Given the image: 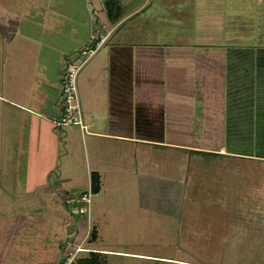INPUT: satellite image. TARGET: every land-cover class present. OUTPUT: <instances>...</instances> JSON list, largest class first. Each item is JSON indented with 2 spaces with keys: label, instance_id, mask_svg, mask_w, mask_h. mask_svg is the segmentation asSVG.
I'll return each instance as SVG.
<instances>
[{
  "label": "rangeland",
  "instance_id": "374dc122",
  "mask_svg": "<svg viewBox=\"0 0 264 264\" xmlns=\"http://www.w3.org/2000/svg\"><path fill=\"white\" fill-rule=\"evenodd\" d=\"M132 2L130 9L144 0ZM146 2L148 9L122 31L177 52L194 49L195 60L220 68L204 79L212 87L224 81L223 133L191 132L200 129L191 121L202 118L197 98L188 126L182 119L176 127L190 133L170 134L163 116L156 132L135 129V143L95 137L109 128L110 110L119 113L101 90L122 72L116 65L103 69L105 47L77 75L82 129L63 125L60 75L70 56L92 41L101 0H0L1 254L10 238L5 222L12 219L30 237L28 245L16 242L18 251L63 241L64 254L84 258L93 249L103 264H264V0ZM194 66L191 97H202L210 91ZM123 79L119 90L132 89ZM90 170L99 172L102 185L87 204L81 197L89 193ZM31 255L38 258L36 250ZM27 257L2 259L34 261Z\"/></svg>",
  "mask_w": 264,
  "mask_h": 264
},
{
  "label": "crops",
  "instance_id": "0c3cea01",
  "mask_svg": "<svg viewBox=\"0 0 264 264\" xmlns=\"http://www.w3.org/2000/svg\"><path fill=\"white\" fill-rule=\"evenodd\" d=\"M132 1L133 0L129 3L130 5H132ZM146 1L147 0H144L143 4L138 2L134 5L133 9L128 8L129 4L127 5V2H124V0H101L100 6L96 7L97 17L92 19L95 32L92 35V41H88L87 43L94 46L100 39L107 37L102 47L106 48L108 61L104 64L103 69L107 72L109 70V65H116L117 68L112 69L116 71L121 70L122 72L118 73L115 79L111 80L113 77L111 76L109 77L111 81L101 83V90L110 96L107 100L110 102L109 109L115 106L113 109L119 110V113L116 115L110 110V114L108 113L106 120L109 126V128L106 129L107 131L104 133H93V135L97 138H104L107 140L135 143V141L140 140L134 138V134L136 133L135 129H139L142 125L144 131L156 132L157 130L152 127L156 126V124L159 126L164 125V120H161L163 116L167 117V121L165 122L169 128L170 134L172 131L190 133L187 129L185 132L178 131L176 127L182 124V119H186V123L185 121H183V123L188 126L189 122L186 116H194L190 113L193 112V108L197 106L193 105L194 101L197 102V98L199 101V114H201L202 118H200V121L196 119L191 121V127L200 128L191 132L206 134L223 133L222 130H220V102H226L223 96L224 89H222V87H224V81L222 77H220L222 82H215V86L212 87L211 80H209V78L204 79L206 76H209L208 74L213 73L215 70H220V68L215 67L214 63L211 64L209 62L210 60L206 63H204L205 61L202 62L203 57H196V61L195 56L197 51L194 49L189 50L188 47H182L180 48L182 52H177V50H173V47L170 48L171 46L166 49L169 45H157L156 43L153 44L149 42L143 43L142 41L136 40V37L128 36L129 34H125V31H122L127 23L135 20L148 9L150 5H146ZM161 46L165 47V49L161 48ZM194 62L196 63L195 66ZM193 66L194 70H198L199 77L206 75L199 78V80L210 92H205L202 97H191L190 90L193 89V85H195V79H191L188 72ZM118 78H124L123 81L126 79V85L130 84L132 89H129V91H120L118 85H116L118 84ZM121 83L124 84V82ZM111 85L117 91L118 97L120 96L118 98L119 102L117 99L115 103L112 100L114 98H112V94H110ZM217 86L220 88L219 91L222 97H220L216 91ZM144 92H146V94H144ZM203 99L204 101L209 100L211 105L206 103L202 105ZM58 100H60V97ZM214 109H218L219 113L214 112ZM125 115L128 118L132 117V120L124 121ZM182 115H185L183 116L184 118H182ZM169 142L172 141L169 140ZM222 150L224 151L225 149ZM93 172L97 171L90 170L89 189H91V174ZM97 173L99 174V172ZM85 194L86 193H83V195ZM5 224L6 226L8 224L6 232L10 238H6L4 241L5 248L2 253L3 255L0 253V264H5V261L2 259L3 257L8 258L10 254L18 256L23 253H26V256H28L27 259H30V261L34 260L36 264L44 260H48V264H60L64 260L66 254H64L65 247L63 249V241H60L54 247L44 244L43 242L41 246L44 247L36 248V246H31L33 252H29L30 248L27 247H22L19 251L14 249L13 246L17 243L21 246L24 244L28 245L30 237H26L22 232L24 229L18 225L17 221L8 219ZM19 229H22V231ZM31 238L38 237L33 236ZM80 244L81 242L76 245ZM0 249H2V244H0ZM35 250L37 252L36 256L38 257L37 259L35 258L36 260L31 255L34 254ZM89 250L96 251L93 249ZM47 253L51 254V257L48 258L45 255ZM52 258L55 259V261H52ZM34 261L32 263H34ZM28 263L32 264L30 262Z\"/></svg>",
  "mask_w": 264,
  "mask_h": 264
},
{
  "label": "built area",
  "instance_id": "2783aa9c",
  "mask_svg": "<svg viewBox=\"0 0 264 264\" xmlns=\"http://www.w3.org/2000/svg\"><path fill=\"white\" fill-rule=\"evenodd\" d=\"M107 37H103L96 45H87L79 53L71 55L68 63L65 65L64 71L60 75L61 83L65 96L66 107L62 110L65 117L62 119V124L65 126L74 124L79 125L82 129V118L80 105L77 97L76 79L81 68L93 58L97 51L104 45ZM93 194L91 190L81 197V201L87 204L91 203ZM79 247L78 252L82 251ZM84 251V250H83ZM75 260L73 252L66 254L64 260L60 264H72Z\"/></svg>",
  "mask_w": 264,
  "mask_h": 264
},
{
  "label": "trees",
  "instance_id": "16d2710c",
  "mask_svg": "<svg viewBox=\"0 0 264 264\" xmlns=\"http://www.w3.org/2000/svg\"><path fill=\"white\" fill-rule=\"evenodd\" d=\"M190 153L199 154L205 157L212 156V153L204 152V151H196V150H189ZM101 177L97 172H93L91 174V192L94 195H97L101 191ZM85 203V202H84ZM96 236V231H92L90 235L89 242H94ZM90 254L87 257H80L74 260L72 264H103L99 261V256L101 255L100 252L92 251L89 252Z\"/></svg>",
  "mask_w": 264,
  "mask_h": 264
}]
</instances>
